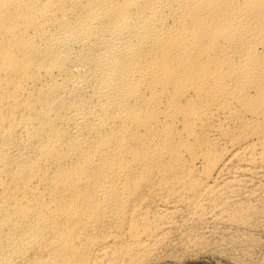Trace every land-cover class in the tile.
I'll use <instances>...</instances> for the list:
<instances>
[{"label": "bare ground", "instance_id": "1", "mask_svg": "<svg viewBox=\"0 0 264 264\" xmlns=\"http://www.w3.org/2000/svg\"><path fill=\"white\" fill-rule=\"evenodd\" d=\"M258 227L264 0H0V264H154Z\"/></svg>", "mask_w": 264, "mask_h": 264}, {"label": "rangeland", "instance_id": "2", "mask_svg": "<svg viewBox=\"0 0 264 264\" xmlns=\"http://www.w3.org/2000/svg\"><path fill=\"white\" fill-rule=\"evenodd\" d=\"M250 231L253 239L232 242L230 239L223 240L222 238L224 245L222 241L219 242L221 239L215 240L217 242L213 240L209 242L210 245L204 246L205 249L201 248L187 254L181 252L178 258H164L166 262L161 260L154 264H264V227Z\"/></svg>", "mask_w": 264, "mask_h": 264}]
</instances>
